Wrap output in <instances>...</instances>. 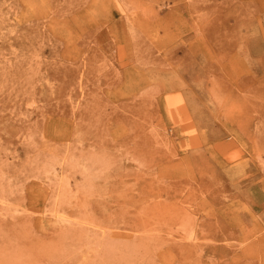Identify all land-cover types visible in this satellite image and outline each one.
Segmentation results:
<instances>
[{
  "label": "rangeland",
  "instance_id": "obj_1",
  "mask_svg": "<svg viewBox=\"0 0 264 264\" xmlns=\"http://www.w3.org/2000/svg\"><path fill=\"white\" fill-rule=\"evenodd\" d=\"M0 264H264V0H0Z\"/></svg>",
  "mask_w": 264,
  "mask_h": 264
}]
</instances>
